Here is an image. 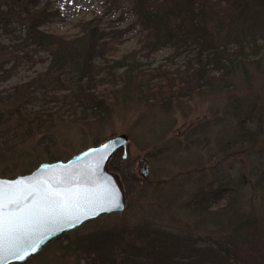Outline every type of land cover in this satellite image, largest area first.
Masks as SVG:
<instances>
[{
  "label": "rangeland",
  "instance_id": "1",
  "mask_svg": "<svg viewBox=\"0 0 264 264\" xmlns=\"http://www.w3.org/2000/svg\"><path fill=\"white\" fill-rule=\"evenodd\" d=\"M7 1L0 0V11H12L13 25L11 33L0 28V93L17 99L15 87L25 83L31 92L35 90V97L31 93L17 99L22 104L30 101L22 106L26 121H20L19 114L13 115L9 101L0 104L2 111H8L7 117H0V176L29 173L44 161L67 159L110 136L129 135L127 144L114 153L110 162V166L114 162L125 172L128 187L122 173L110 167L124 183L126 209L87 221L49 242L26 261L13 264H95L96 235L100 231L123 229L137 236L134 230L144 224L191 232L201 248L221 246L222 252L229 253L230 263L226 264H261L264 261V221H260L264 216V183L260 178L264 174L261 55H249L245 65L241 64L224 79L213 80L211 88L191 94L186 89L163 96L156 93L151 103L139 102L131 89H119L117 101L102 116L86 121L58 118L48 132L34 133L28 120L51 106L45 97L48 90H42L48 86L44 76L50 64L48 52L40 46H19L34 23V14L42 9L53 13L40 29L66 35L79 32L80 20L96 17L102 18L104 26L125 30L131 27L136 14L128 3L120 0H40L39 5L29 6L35 11L28 15L24 9L25 5H32L29 0ZM10 5H14L12 9ZM139 33L137 25L125 30L122 53L137 46ZM171 54L170 47L160 48L150 60L151 66L142 82L151 78V69L159 64H166L171 70L182 65L184 55L172 58ZM141 61L147 62L145 58ZM219 71L214 73L219 76ZM132 81L133 87L136 80ZM56 89L66 90L60 85ZM141 160L147 164V177L141 171ZM217 188L224 190L219 199L204 205L195 201L201 192ZM242 211L260 220L255 219L247 234L238 239L235 224ZM253 228L255 235L250 237L248 233ZM232 232L234 237L230 236Z\"/></svg>",
  "mask_w": 264,
  "mask_h": 264
},
{
  "label": "trees",
  "instance_id": "2",
  "mask_svg": "<svg viewBox=\"0 0 264 264\" xmlns=\"http://www.w3.org/2000/svg\"><path fill=\"white\" fill-rule=\"evenodd\" d=\"M120 1L128 3L131 6L129 9L136 14L131 27L137 25L140 29L137 46L123 53L122 37L125 30L127 32L131 27L122 30L114 25L104 26L102 18L96 17L80 20L79 32L66 35L40 29L42 23L50 21L53 13L42 9L34 14V23L30 24L28 35L19 46H40L48 52L50 64L44 73L48 86L42 90H48L45 97L51 104L50 109L38 111L28 120L34 133L48 132L58 118L86 121L90 117L102 116L111 110L119 89H131L139 102L151 103L155 101L156 93L163 96L167 92L186 89V93L191 94L195 90L211 88L213 80L224 79L241 64L245 65L249 55H261V60L264 59V0ZM29 2L32 5L26 3L25 15L32 14L35 10L29 9V6L39 5L40 0ZM11 12L0 11V28L5 33H11ZM165 46L172 49V58L184 55L182 65L171 70L166 64H159L151 69V78L142 82L148 73L147 68L151 66L150 60ZM143 58L146 63L141 61ZM215 70H220L219 76L214 73ZM132 80H136L133 87ZM31 83L36 84L34 81ZM58 85L66 90L58 91ZM15 89L18 98L31 93L35 97V90L31 92L28 84ZM7 97L0 93V104L9 101L10 107L14 108L13 115L19 114L22 116L20 121H26L22 106L30 101H23L22 104L17 101L18 98L11 100L13 96ZM7 112L0 109V117H7ZM8 115L11 116V112ZM113 164L110 167L122 173L126 182L125 172ZM260 178L264 183V174ZM223 194L222 188L204 191L198 194L195 201L204 205ZM255 219L259 218L242 211L235 224L236 238H243L249 227L256 223ZM260 221H264V216ZM142 226L134 230L137 236L123 229L100 231L96 235L98 257L94 263H230L227 250L222 252L221 246L201 248L192 239L194 234L191 232L171 231L149 224ZM255 230L253 228L248 235L253 237ZM230 236L234 237L233 232Z\"/></svg>",
  "mask_w": 264,
  "mask_h": 264
},
{
  "label": "water",
  "instance_id": "3",
  "mask_svg": "<svg viewBox=\"0 0 264 264\" xmlns=\"http://www.w3.org/2000/svg\"><path fill=\"white\" fill-rule=\"evenodd\" d=\"M128 141V134H116L67 159L44 161L29 173L0 176V190L6 194L5 244L0 250V264L24 262L49 242L85 222L102 214L123 212L127 207L125 186L120 176L111 170L110 162L114 153ZM140 164L147 177L146 162L141 160ZM13 198L18 203H7ZM54 201L65 202L73 218L40 220L38 215H33ZM33 246L37 247L35 253L31 252ZM25 252L29 254L24 256ZM18 256L24 259H17Z\"/></svg>",
  "mask_w": 264,
  "mask_h": 264
},
{
  "label": "snow or ice",
  "instance_id": "4",
  "mask_svg": "<svg viewBox=\"0 0 264 264\" xmlns=\"http://www.w3.org/2000/svg\"><path fill=\"white\" fill-rule=\"evenodd\" d=\"M49 195L51 196L52 194L49 193ZM56 195L59 196L60 193L57 192ZM5 199H6V194L4 193L3 190H0V250L3 249L5 244V233H4L5 220H4V212H3V209L5 207V203H4ZM113 200H114V196H113ZM7 203L16 204L18 203V201L15 198H13V199H8ZM33 215H38L40 220H44L49 217L53 219H58L61 217L73 218L69 216L68 209L65 206V202L63 201H59V202L54 201L49 206L39 209V212L34 213ZM31 222L32 221H29V223ZM16 239L19 240V237H16ZM36 251H37V247L35 246L31 247L32 253H35ZM28 254H29L28 252H25L24 256H27ZM24 256H18L17 259H24Z\"/></svg>",
  "mask_w": 264,
  "mask_h": 264
}]
</instances>
